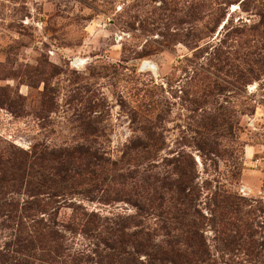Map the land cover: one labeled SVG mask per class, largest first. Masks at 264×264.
Masks as SVG:
<instances>
[{
	"label": "rangeland",
	"instance_id": "rangeland-1",
	"mask_svg": "<svg viewBox=\"0 0 264 264\" xmlns=\"http://www.w3.org/2000/svg\"><path fill=\"white\" fill-rule=\"evenodd\" d=\"M25 157L0 264H264V0H0V162Z\"/></svg>",
	"mask_w": 264,
	"mask_h": 264
},
{
	"label": "trees",
	"instance_id": "trees-1",
	"mask_svg": "<svg viewBox=\"0 0 264 264\" xmlns=\"http://www.w3.org/2000/svg\"><path fill=\"white\" fill-rule=\"evenodd\" d=\"M214 121H211L210 127H212L211 125H213ZM206 144L208 143V139L206 138L205 135L202 136L201 138ZM201 147V146H200ZM130 150H135L137 148H141L142 150L145 149V147L142 146H138L135 142L132 143L129 147ZM88 153V157L91 158L93 161H97L100 159V157L96 154V153H91V151L85 152ZM38 159V161L43 160V155H39L38 158H36V160ZM28 157L23 158L21 161H16V160H8L5 161L4 163L0 162V166L2 165V168L5 171H8L9 169H14V172L19 174V175H30L31 174V170L32 166L31 164H29V162L27 161ZM49 163H45L47 165H50L47 169H50V171L53 172L54 175L56 176H60V171L62 170V168L60 167L61 164L63 165V163H60L59 159L56 157H53L52 159L50 157H48V160H46ZM3 164H9L10 168L4 166ZM68 174L71 173V170L67 169V168H63ZM73 174V173H72ZM78 174V173H77ZM42 177V176H41ZM69 177L72 178V175L70 174ZM39 183L41 184V186H46L47 182L42 179L41 181H39ZM53 185H55L54 182H52ZM32 204H36V203H28V208H30L31 206H33ZM232 204L230 203V208H231ZM229 207V206H228ZM232 222L230 221H225L224 225H226V230H228L230 232V227H233ZM254 232V231H253ZM255 233H257L255 231ZM193 232L191 233V238L193 239L194 234ZM228 236H230L229 234H227ZM30 240L28 241L29 244H32L33 241V237L30 236L29 237ZM231 243V242H228ZM227 243V244H228ZM194 245H189V247L187 249L189 250H183L181 248H178L176 245L171 244L170 242H166L163 241L162 243L159 244H154L152 245L151 248V258H152V264H209V262H211L208 258L203 257V255L205 254V252L201 251V247L202 245H199L198 249L200 250H196V248H193Z\"/></svg>",
	"mask_w": 264,
	"mask_h": 264
},
{
	"label": "bare ground",
	"instance_id": "bare-ground-1",
	"mask_svg": "<svg viewBox=\"0 0 264 264\" xmlns=\"http://www.w3.org/2000/svg\"><path fill=\"white\" fill-rule=\"evenodd\" d=\"M76 62H77V61H76ZM76 62H75V63H76Z\"/></svg>",
	"mask_w": 264,
	"mask_h": 264
}]
</instances>
